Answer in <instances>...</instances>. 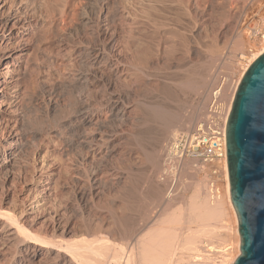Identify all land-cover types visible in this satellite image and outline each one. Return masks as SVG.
I'll return each instance as SVG.
<instances>
[{
	"label": "rangeland",
	"instance_id": "374dc122",
	"mask_svg": "<svg viewBox=\"0 0 264 264\" xmlns=\"http://www.w3.org/2000/svg\"><path fill=\"white\" fill-rule=\"evenodd\" d=\"M16 1L14 6L19 8L20 15L24 14L21 17L35 21V27L30 37V50L24 57L27 63H23L27 72L17 105L16 129L19 133L12 150L16 154L15 164L7 166L4 172L11 176L13 183L17 182L18 190L38 177L33 169L45 153L51 170L43 173L41 187L46 188L41 194L44 197L43 217L34 226L31 222L29 226L25 225V238L40 239V245L28 242L12 244L4 253L0 251V264H93L85 256L93 255L90 249L107 244L121 250L120 264H143L146 259L140 258L139 250L144 247L146 250L147 246V250L154 248L146 251L148 254L144 253L147 258L151 253V258L155 259L169 244L172 247V250L169 247V264L177 261L192 264L194 253L199 250L189 254V250H183L180 246L182 232L188 222L191 224L187 232L199 224L195 220L189 221V204L193 201L205 203L207 198L202 194L204 185L198 175L194 176L193 185L186 193L177 196L169 193L167 183L161 179L165 147L172 139H168L167 134L191 130L196 125L206 113L210 91L220 76L225 75L235 83L244 77L247 66L264 47V0H166L165 4L162 0L163 5L160 4L156 11L158 17L155 16V23L159 24L153 22V25L146 23L139 28L138 25L126 28V31H134L125 32L126 35L122 33L124 42L121 38L115 47H106L109 49L107 56H118L130 72L136 63H140L144 73L140 70L134 79L128 80L109 71L110 64L104 68L94 67L89 64V57L74 55L72 61H66L59 55L58 42L63 30L67 32L65 41H71V45L87 44L92 40V44L102 46L95 35V24L101 15V6L108 0H67V15L58 16L57 28L46 26L50 19L45 24L42 19L49 10L62 8L61 3L65 4L66 0ZM85 14L90 20L94 18L90 25L95 29L89 34L87 25H84ZM114 17L110 21L118 24L119 18ZM138 32L140 38L136 36ZM127 33L135 36L128 39L131 34ZM240 38L243 46L239 43ZM133 39L135 42L131 41V46L130 40ZM145 47L150 48L147 50L149 57L142 52L146 51ZM138 49L142 56L135 54ZM131 56L132 61L135 57L137 59L132 62L128 59ZM138 57L152 59L144 62ZM142 63H148V67ZM4 64L1 62L0 67ZM207 67L213 71L207 85L209 95L204 105L197 106L196 101H192L196 98V90L193 91L195 88L190 84L198 79H190L192 83L180 79L182 83L177 78L185 73L199 77ZM176 69L182 71L177 75ZM151 75L153 78H149ZM80 78L87 79V82L78 83ZM192 112H196L195 115ZM159 115L163 118L159 119ZM170 117L178 119L173 118V123H169L167 118ZM88 119H93V122ZM81 134L107 140L99 142L98 146H89L80 143ZM166 135L167 140L163 141ZM8 138L1 141L6 143ZM6 175L1 174L0 184L5 183V177H2ZM224 199L214 205L206 201L210 208L223 204L224 218L221 216L218 221L224 220L225 223L212 222L214 226L218 225L216 229L220 228L218 234L202 237L201 241L233 240L239 247L237 221L227 197ZM176 215L181 217L180 221Z\"/></svg>",
	"mask_w": 264,
	"mask_h": 264
},
{
	"label": "bare ground",
	"instance_id": "6f19581e",
	"mask_svg": "<svg viewBox=\"0 0 264 264\" xmlns=\"http://www.w3.org/2000/svg\"><path fill=\"white\" fill-rule=\"evenodd\" d=\"M15 1L16 0H0V65H1V62L5 63L4 66L0 67V177H1V174L6 175L5 169L7 168V166L12 165L14 163L15 159H16L15 158L16 154L14 152H12V150L14 149L15 139L17 138L18 133H19L18 132L19 131L18 128L16 129V126H17L16 125L17 124V118H16L17 105L19 104V102L21 100L20 99L21 98V93H22L21 90L23 88V84L25 82L24 80H25L26 72H27V70L25 71V69H27V68H25L23 66V63H27V62L24 61V57L27 54L28 50H30V45H31L30 37H31L32 31H33V28L35 27V21H33L32 19H28L26 17H23V18L21 17L24 14L20 15L21 12H19V8L16 9V6H14L15 5ZM17 1H16V3H17ZM61 1H64V0H61ZM165 1L166 0H164V4H165ZM161 2H162V0H115L114 2L111 1V0L105 1L104 4L102 3L103 5L100 8L101 9V15L99 14L100 16L97 17L98 19H97L96 24H95L96 25L95 26L96 27V34L94 32V34L97 35L98 40L101 41V42H98V43L99 44L102 43L101 44L102 46H98V44L95 45V43L92 44V40L91 41L89 40L91 43L90 42L87 43V41H86L87 44H79L78 43V44L71 45L70 44L71 41L69 43L67 41H65V37L64 36L67 35V32L65 30H63L61 32V34H60V41L58 42L59 43L58 46H59V49H60L59 55L61 56V58L63 60H66V61H72V59L75 58L74 55H77L76 57H78V56L85 57L86 59L89 57V59H87V60H88V62H89V64L91 66L104 68V67H107L110 64V66H109L110 68H108V69H110L109 71L119 73L121 75L120 77L123 80L134 79L135 75L140 70H142V68L139 66L140 63H136V62L137 61L139 62V60H141V61L149 60L150 61L152 58H150V59H145L144 58V60H143L142 57L140 59L138 57L139 60H136V62H135L136 64L133 66L134 69H133V71L131 70L132 72H130L129 68L127 67V64L125 65L123 63L124 61L122 62L119 58H117L118 56L117 57H115V56L114 57H109L110 56L109 55L110 54L109 51H108V53H109L108 55L109 56H107V52L106 51H107L108 48H111L113 45L115 47V43L117 44L116 41L119 42V39H121L123 36L126 35L125 32H129L130 31V30L126 31V28L127 29L128 28L131 29V26L133 27V25H138V28H139V25L141 26V25H144L146 23H148L149 25H153V22L155 23V16L158 17V15H156V11L160 8L159 5L161 4ZM26 3H28V2H26ZM68 3L69 2L66 0L65 4L61 3L62 6H63L62 8H58L57 7L58 8L57 10L56 9L49 10L48 14L45 17H43V19H42L43 24H45V23H47L48 21L51 20L50 23L48 22L50 25L48 24L46 26H51L52 27V25H53L52 28L56 27L57 24H58L60 15H62V16L64 14L67 15V13H66L67 10L65 8H66V5H68ZM161 5H163V3ZM6 7H7V9H5ZM26 8H27V6H26ZM26 16H27V14H26ZM112 16L113 17L117 16L119 18L118 19V22H119L118 24L116 22H111L110 21V18ZM117 17H116V19H117ZM84 18L86 20V23L84 25H87V28L85 27L87 29L86 32L89 34L90 33L89 31L94 28V27L92 28V25H90L92 23L91 20L92 19L94 20V18H92L90 20V17H89L88 14H85ZM113 20H115V17L113 18ZM149 22H152V24H150ZM63 23H65V21ZM114 23H116V24H114ZM155 24L157 25L159 23L156 22ZM58 26H59V24H58ZM134 28H136V27H134ZM142 28H144V27H142ZM140 29H141V27H140ZM83 30H85V29H83ZM137 30H139V29H137ZM143 30H145V29H143ZM92 31H94V30H92ZM131 31H134V30H131ZM35 32H34V34H35ZM123 32H124L125 35L123 34V36H122ZM128 34L129 33H127V35ZM132 34L130 36H128V39H130L129 37H131ZM138 34H139V32L136 35L137 37L140 36V34L139 35ZM95 35H94V37L96 38ZM133 36H135V35H133ZM133 36H132V38H133ZM67 37H66V39H67ZM123 38H125V37H123ZM123 38L121 39L122 41H123ZM138 38H140V37H138ZM58 39H59V37H58ZM134 39H136V38H134ZM134 39L130 40V45L131 46H132L131 41L135 42ZM240 40H241V38H240ZM242 40L239 41V43H241ZM93 41H94V39H93ZM138 41H140V39ZM125 43H127V42L125 41ZM239 43H237V46H241V45L243 46V44H244V43L243 44L241 43V45H238ZM137 44L142 45V44H140V42H138ZM137 44H134V45L138 48L139 46H137ZM55 45H57V44H55ZM119 45H120V43H119ZM159 45H161V44H159ZM169 46H171V45L169 44ZM106 47H108V48H106ZM136 47H133V49H135ZM162 47H163V45H162ZM164 47H165V45H164ZM236 48H238V47H236ZM59 49H58V51H59ZM120 49H121V47H120ZM140 49H142V48H140ZM145 49H146V47H145ZM148 49H150V48L148 47ZM148 49H146L145 52L143 50L142 51L143 54L146 53L147 56H148V52H147ZM239 49H240V47H239ZM162 50L164 51V48ZM134 51L135 50H133V52ZM138 51L141 52L138 49L137 51H135L136 52L135 54L139 53ZM165 51H166V49H165ZM165 51L163 53H165ZM263 52H264V47L259 52L258 56L256 58H254V60L247 66L245 73L247 72V70L251 66V64ZM113 53H115V52H113ZM128 53H130V52H128ZM128 53H127V55H128ZM132 55H134V54H132ZM139 55L142 56V54H140V53H139ZM139 55H137V56H139ZM145 55H143V56H145ZM154 55H156V54H154ZM147 56H145V57H147ZM157 56H158V54H157ZM161 56H162V54L159 57H161ZM135 58H134V60H135ZM128 59H131V61H132V56H131V58L128 57ZM153 59H154V61L156 60L155 58H153ZM124 60H125V58H124ZM134 60L132 62H134ZM128 61H129V63H132V62H130V60H128ZM83 65H84V63H83ZM143 65L147 66L148 63L147 64H143ZM130 66H131V64H130ZM208 67L205 68L202 71V73L199 74V77H196V78H194L195 76L188 75L187 73H185V74L181 73L182 74L181 77H178V78L176 77L179 80L182 79V81H185L183 79H186L187 80L186 82H188V83H192V81L190 79H198L196 82L194 81L193 84H190V85H192L195 88L193 91L196 90L195 91L196 92L195 93L196 98H195V100H192V101H196L195 103H196L197 106L204 105V103L207 101V95H209V94H207V85H208L209 79H211L212 76H213V74H212L213 71H212V68H208ZM90 68H93V67H90ZM182 68H184V67H182ZM177 69H180V67L177 68ZM100 70H102V69H100ZM181 71L182 70H180V72ZM142 72H143V70H142ZM180 72L178 71L177 75ZM139 74L141 75L142 73H139ZM196 74H198V73H196ZM136 77L138 78V76H136ZM139 78H140V76H139ZM149 78H153V76L151 75ZM172 78L175 79V76H173ZM242 78L239 80V84H240ZM86 80L80 78V79H78L77 82L78 83H80V82L83 83ZM25 85H24V87H25ZM121 107H122V105H121ZM121 107H119V108L121 109ZM117 110H119V109H117ZM192 113H194V112H192ZM195 113H194V115H195ZM122 114H124V113H122ZM116 115H118V114H116ZM159 116L161 118H159ZM159 116H158L159 119L163 118V116H161V115H159ZM173 118L172 119H171V117L167 118L169 123H173V120L176 117L174 119ZM177 119L178 118H176L175 120H177ZM88 120L92 121L93 119H88ZM188 123H189V121H188ZM170 127H172V126H170ZM165 134H167V133H165ZM173 134L174 133H172L171 135L167 134L168 135V139H169V137L170 138H174V136L177 133L174 134V135ZM167 135H166V139H164V137H163V141L167 140ZM6 137H9V138L5 141L6 143H3V141H1V140L2 139L5 140ZM106 140L107 139L103 138V137L100 138L99 140H96V138H93L91 136H87L85 134L84 135L81 134V138H80L81 142L80 143L90 144L89 146H93V145L98 146V145H100L101 142L105 143ZM169 142H168V144H169ZM167 145L165 147V150L167 148ZM163 148H164V146H163ZM47 158L48 157H47L46 153L44 155H42L40 157V159H39L38 164L35 166L36 169H33V170H35L34 172L37 174L38 177H36L34 179L32 178V181L30 183H29L30 180H28L29 184H27V186L23 185L24 187H21L20 189L18 188V190H17V188H16L17 186L15 184L17 182L13 183L14 181L11 180V176H9L8 173H7L8 175L2 177V178L5 177L4 178L5 179V183L1 182V184H0V251H2V253H4L6 251V249L9 248L10 245H12V244H18V243L20 244L22 242H24V243L28 242V243L33 244L34 246L40 245V244H38V241L40 239L39 240L38 239H34L33 240V237H32V239L25 238V236H26L25 235V230H26L25 225L26 224L28 225V223L31 222L32 225L34 226L43 217L42 213H43V210H44L43 209V207H44L43 206V198L44 197L41 194H43L45 192L44 189L46 190V188L43 187L44 189H42V187H41L42 183L44 182V176H43L44 174L43 173H45V171L48 170V169L51 170L50 169L51 164H50V162L48 161ZM8 170H7V172H8ZM33 177H35V176H33ZM0 180L2 181L1 178H0ZM24 181L26 183L27 180H24ZM18 183H19V181H18ZM202 194H204V193H202ZM195 197H197V196H195ZM206 201H205V203H201V202H198V201H193L192 203L189 204V208H188V212H187L188 219H189V221H194L195 220L199 224L197 225L198 228L195 227L196 229H192L193 231L187 232L188 228L190 229V227L188 225L191 224V222L190 223L188 222V224L185 223L186 224V226H185L186 228H184V229H185V231L187 233L183 230L184 232H182V237H181L182 239H181L180 243L182 242V240H183V242L180 244V246L183 247V250L184 249L189 250V251H187V253L188 252L191 253V252H195V251L199 250V246H200V244L202 242L201 241L202 237L203 238L204 237L207 238V237L215 236L216 234H218V232H219L218 230H220V228L216 229L218 225L216 226V224H215V226H216L215 227L214 223H221V221H222L221 220L219 222L218 220H220L223 217V212L225 211L224 208L222 207L223 204L222 205H218L217 208L216 207L214 208L212 206L210 208L209 206L206 205ZM223 201H225V199H223ZM203 202H204V200H203ZM228 202H229V204L231 206V210L233 212V215L235 216L236 221H237L236 234L239 236V253L237 255L239 256L241 254V248H240L241 235H240V232H239V220H238L237 212L235 210V207H234L232 199H231L230 182H229ZM223 203H225V202H223ZM44 218H46V217H44ZM177 218H178V216H177ZM179 218L181 219L180 216H179ZM217 218H219V219H217ZM175 219H176V217H175ZM180 219L178 221H180ZM215 219H216V221H214ZM42 221L45 222V220H42ZM174 221L178 222L177 220H174ZM170 222H172V219H171ZM212 222H214V223H212ZM222 222H224V220ZM197 223H195V224H197ZM224 223H222V224H224ZM40 225H42V223ZM43 227H44V225H43ZM46 230H47V228H46ZM168 231H170V230H168ZM171 231H170V233H171ZM223 231H225V229ZM199 242H200V244H199ZM39 243H41V242H39ZM170 245L171 244H169V246L165 245V249L161 245L164 250L160 254L157 253L159 255H156V258L154 257L155 259L151 258V253H149V256H150L149 258H147L148 255L146 256V254H145L148 251H150V249H154V248L151 247L149 250H147L149 248V246H147L148 248L145 250L144 249L145 247H144V248H142V250H139L140 256H142L140 258H143V261L146 259L144 261V263L146 261L148 262V260L150 262L151 259H152V260L155 261L156 264H169V262H170L169 258L171 257L170 256L171 254H169V253H171V250H172V247ZM109 246H111V245L107 244V245L102 246V247H100L98 249H95V250L90 249V252L91 253L93 252V255L92 254H87V256H85V257H89L88 261H90L93 264H96V263L97 264H120V262H121L120 260L122 258L121 254H120L121 250H118V248L115 249L116 247L113 248V246H111V247H109ZM166 246H168V250H167ZM169 247H171V250L169 249ZM183 250H181V251H183ZM82 252H83V250H82ZM144 254H145L146 257L144 256ZM238 256H237V258H238ZM99 257H102V258H99ZM235 260L233 259L231 261H226V262L221 263V264H226V263L227 264H233L235 262ZM128 261L126 260V262H128ZM154 261H151V263L152 262L154 263ZM185 262L183 263V262L177 261L175 264H185ZM191 262H192V264H196L195 261H194V257L191 260ZM151 263H149V264H151Z\"/></svg>",
	"mask_w": 264,
	"mask_h": 264
},
{
	"label": "built area",
	"instance_id": "2783aa9c",
	"mask_svg": "<svg viewBox=\"0 0 264 264\" xmlns=\"http://www.w3.org/2000/svg\"><path fill=\"white\" fill-rule=\"evenodd\" d=\"M239 85L225 75L220 76L210 91L205 115L191 130L178 131L167 145L161 179L167 183L171 196L189 191L198 175L210 204L228 199L226 126ZM238 250L233 240L205 239L194 253V261L221 264L235 260Z\"/></svg>",
	"mask_w": 264,
	"mask_h": 264
},
{
	"label": "water",
	"instance_id": "95a60500",
	"mask_svg": "<svg viewBox=\"0 0 264 264\" xmlns=\"http://www.w3.org/2000/svg\"><path fill=\"white\" fill-rule=\"evenodd\" d=\"M231 199L241 254L233 264H264V52L238 87L226 126Z\"/></svg>",
	"mask_w": 264,
	"mask_h": 264
}]
</instances>
